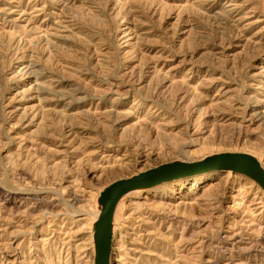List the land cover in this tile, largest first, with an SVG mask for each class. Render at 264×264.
Returning a JSON list of instances; mask_svg holds the SVG:
<instances>
[{
    "label": "rangeland",
    "instance_id": "obj_1",
    "mask_svg": "<svg viewBox=\"0 0 264 264\" xmlns=\"http://www.w3.org/2000/svg\"><path fill=\"white\" fill-rule=\"evenodd\" d=\"M222 152L264 164V0H0V264H94L106 186ZM111 239L109 264H264V190L164 182Z\"/></svg>",
    "mask_w": 264,
    "mask_h": 264
},
{
    "label": "water",
    "instance_id": "obj_2",
    "mask_svg": "<svg viewBox=\"0 0 264 264\" xmlns=\"http://www.w3.org/2000/svg\"><path fill=\"white\" fill-rule=\"evenodd\" d=\"M223 170L244 174L264 190V169L253 156L241 152L217 153L196 162H168L110 183L99 196L102 208L94 226V264H109L113 214L125 193L136 187L149 188L183 177Z\"/></svg>",
    "mask_w": 264,
    "mask_h": 264
},
{
    "label": "bare ground",
    "instance_id": "obj_3",
    "mask_svg": "<svg viewBox=\"0 0 264 264\" xmlns=\"http://www.w3.org/2000/svg\"><path fill=\"white\" fill-rule=\"evenodd\" d=\"M251 156H252V155H251ZM254 158H255V157H254ZM255 159H256V158H255ZM256 160H257V159H256ZM257 161H258V160H257ZM258 162H259V161H258ZM259 164H260L261 167L264 169V164L261 163V162H259ZM228 173H229V171H228ZM258 186H259V185H258ZM145 189H147V188H144V187H136V188H134V189L128 191L127 193H125V194L123 195V197L126 196V195H131V194L139 193V192H141V191H143V190H145ZM100 215H101V209L99 210V215H98L97 220L99 219Z\"/></svg>",
    "mask_w": 264,
    "mask_h": 264
}]
</instances>
